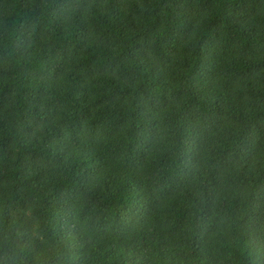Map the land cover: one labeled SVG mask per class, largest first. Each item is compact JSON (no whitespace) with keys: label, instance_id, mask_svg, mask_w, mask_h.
Masks as SVG:
<instances>
[{"label":"trees","instance_id":"obj_1","mask_svg":"<svg viewBox=\"0 0 264 264\" xmlns=\"http://www.w3.org/2000/svg\"><path fill=\"white\" fill-rule=\"evenodd\" d=\"M0 264H264V0H0Z\"/></svg>","mask_w":264,"mask_h":264}]
</instances>
